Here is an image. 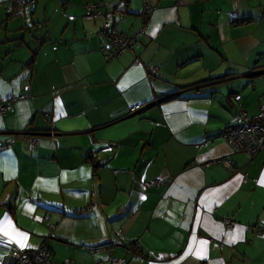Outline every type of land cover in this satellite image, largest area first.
Wrapping results in <instances>:
<instances>
[{
  "label": "crops",
  "instance_id": "0c3cea01",
  "mask_svg": "<svg viewBox=\"0 0 264 264\" xmlns=\"http://www.w3.org/2000/svg\"><path fill=\"white\" fill-rule=\"evenodd\" d=\"M24 10L0 0V222L24 248L53 264H264V149L222 138L263 102L264 0ZM105 21L133 51L111 54ZM14 248L0 233V264Z\"/></svg>",
  "mask_w": 264,
  "mask_h": 264
},
{
  "label": "built area",
  "instance_id": "2783aa9c",
  "mask_svg": "<svg viewBox=\"0 0 264 264\" xmlns=\"http://www.w3.org/2000/svg\"><path fill=\"white\" fill-rule=\"evenodd\" d=\"M27 0H16L20 14H24V6ZM146 11H151L154 7L148 3H145ZM98 10V4L89 3L86 5L85 17L92 19L96 16ZM105 36L109 41V49L111 54L117 55L124 50L133 51V43L135 36L121 35L119 33L110 30L109 22L103 23V29ZM144 31L141 29L140 33ZM138 33V34H140ZM134 63H139V59L136 57ZM157 72V67H151L149 74L153 76ZM22 97V96H20ZM10 107V102H0V114L5 115ZM140 104H134L130 107L129 112L134 113L141 109ZM222 138L228 144L234 152H246L250 155H254L264 149V94L263 102L259 105L258 111L248 117L246 113L240 110L237 113V123L228 126L222 133ZM32 143L35 144L36 140L32 139ZM9 144L0 145V150L8 147ZM161 183L160 179H153L150 181H144V186H154ZM226 228L234 226L235 221L230 218L223 220ZM9 264H53L50 258V252L44 246H40L36 249L14 248L10 255ZM98 264V263H97ZM110 264H121L119 259L113 258Z\"/></svg>",
  "mask_w": 264,
  "mask_h": 264
},
{
  "label": "snow or ice",
  "instance_id": "6c2138e0",
  "mask_svg": "<svg viewBox=\"0 0 264 264\" xmlns=\"http://www.w3.org/2000/svg\"><path fill=\"white\" fill-rule=\"evenodd\" d=\"M11 221L0 222V233L5 236H10L16 240V243L21 247H31L26 243L27 236L25 233L16 230L14 227H11ZM235 239V237H234ZM204 243V242H201Z\"/></svg>",
  "mask_w": 264,
  "mask_h": 264
},
{
  "label": "trees",
  "instance_id": "16d2710c",
  "mask_svg": "<svg viewBox=\"0 0 264 264\" xmlns=\"http://www.w3.org/2000/svg\"><path fill=\"white\" fill-rule=\"evenodd\" d=\"M123 1H124L125 4L128 3V0H123ZM147 12H148V11H145V13H147ZM107 22H108V21H107ZM109 24H110V23H109ZM102 29H103V28H102ZM110 30L113 31V32H116L115 30H113V29L111 28V25H110ZM116 33H119V34H121V35H126V34H122V33H120V32H116ZM127 36H131V35H127ZM135 39H136V37H135ZM194 86H195V88H199L200 85H199V84H198V85L195 84ZM194 86H192V87H194ZM135 251H137V250H135Z\"/></svg>",
  "mask_w": 264,
  "mask_h": 264
},
{
  "label": "bare ground",
  "instance_id": "6f19581e",
  "mask_svg": "<svg viewBox=\"0 0 264 264\" xmlns=\"http://www.w3.org/2000/svg\"><path fill=\"white\" fill-rule=\"evenodd\" d=\"M28 1H29V0L26 1L25 5L28 3ZM15 5H16V8L19 9L18 6H17L16 0H15ZM24 8H25V6H24ZM18 13L20 14L19 11H18ZM24 15H25V10H24ZM2 116H3V115H2ZM31 140H32V138H31Z\"/></svg>",
  "mask_w": 264,
  "mask_h": 264
},
{
  "label": "water",
  "instance_id": "95a60500",
  "mask_svg": "<svg viewBox=\"0 0 264 264\" xmlns=\"http://www.w3.org/2000/svg\"><path fill=\"white\" fill-rule=\"evenodd\" d=\"M147 107V105L144 106V108Z\"/></svg>",
  "mask_w": 264,
  "mask_h": 264
}]
</instances>
